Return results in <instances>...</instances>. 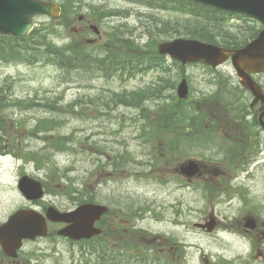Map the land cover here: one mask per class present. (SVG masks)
<instances>
[{
    "label": "rangeland",
    "instance_id": "obj_1",
    "mask_svg": "<svg viewBox=\"0 0 264 264\" xmlns=\"http://www.w3.org/2000/svg\"><path fill=\"white\" fill-rule=\"evenodd\" d=\"M53 1L67 6L70 21L69 26L57 23V33L50 36L58 45L86 43L85 39L98 38L91 31L83 37L74 36L82 34L80 30L86 23L81 22L79 16L92 19L101 29L103 38L90 46L93 51L105 44L106 32L119 25L123 30L133 31L137 42L150 46L183 35L159 33L158 22L182 15L170 7L150 5L142 0ZM100 12L103 17H98ZM33 20L36 28L47 26L51 21L45 15H37ZM224 23L238 35H242L248 25L258 28L261 25L238 15L225 16ZM2 42L5 46L12 44L27 49L20 57L0 55V92L5 98H0V118L3 120L0 150L11 149L10 155L0 157V181H4L0 183V223L18 208L28 205L17 186L20 176L27 172L43 179L48 189H54L46 194L43 202L60 210L76 207L75 198L70 194L74 187L89 190L87 197L95 196L97 202L111 205L120 213V218L131 220L130 226L142 228V238L138 236L142 239V251L145 249L146 255L159 259L153 262L140 256H127L134 254L127 243L120 249L117 259L111 261L112 251L109 249L104 253L100 240L95 244L77 243L55 236L26 243L23 256L30 258L31 264V258L38 260L36 264H264L259 251L264 250V245L254 246L248 237L235 236L242 237L235 222L241 215V205L236 197L220 196L218 202H213L205 198L198 181L181 187L169 178L172 175L163 177L168 174L162 168L163 164L152 161L148 153V149L154 148L161 156L172 140H179L183 151L179 161L188 158L184 157L185 132L162 130L157 124L161 118L159 111L162 116L165 104L180 102L169 96L176 95V85L174 87L172 83H178L186 75L192 93L188 102L178 106L185 116L198 112L203 107V102H199L201 97L212 88L206 81L209 72L205 65L190 64L181 69L180 64H174L166 57L164 71L152 68L132 78L121 79L117 75L106 78L102 73L66 70L57 63L48 62L42 53H32L28 39L0 35ZM5 46L4 50L7 49ZM220 70L238 81L232 66ZM160 76L172 85L168 86ZM161 83L165 84L164 96L147 95L133 105L121 103L115 97V93L148 89ZM17 100L25 106H15ZM38 126L41 128L37 129ZM153 126L158 130L153 131ZM198 143L199 140L193 138L189 152L192 158H202L214 151H203ZM18 153L22 159H17ZM120 155L125 160L117 164ZM149 161H152L151 165L147 164ZM131 206L138 210L130 213ZM210 214H214L217 225L211 230L200 227V223L210 222ZM227 228L234 235L224 231ZM110 241L115 242L114 239Z\"/></svg>",
    "mask_w": 264,
    "mask_h": 264
},
{
    "label": "water",
    "instance_id": "obj_2",
    "mask_svg": "<svg viewBox=\"0 0 264 264\" xmlns=\"http://www.w3.org/2000/svg\"><path fill=\"white\" fill-rule=\"evenodd\" d=\"M206 6H212L220 11L240 13L260 21L264 25V0H192ZM60 7L52 2L43 0H0V33L25 36L30 33L34 23L31 20L36 14H46L56 18ZM159 52L168 54L183 64L203 60L214 67L224 63L231 57L241 83L254 91L259 98L261 95L258 85L251 74L264 70V28L257 38L239 49H226L215 44L197 39L177 38L159 44ZM189 86L183 79L178 87L181 98L187 97ZM199 170L195 161H189L181 167V172L193 176ZM33 179L24 176L19 183L22 191L29 198L42 196L40 183L33 186ZM108 207L101 204L86 203L75 210L61 212L51 206L47 210V218L54 222L67 225L58 233L71 239L80 240L91 238L101 230L95 227V222L106 212ZM47 219L35 210H19L8 222L0 226V242L7 255L17 256L23 239H35L47 235Z\"/></svg>",
    "mask_w": 264,
    "mask_h": 264
},
{
    "label": "trees",
    "instance_id": "obj_3",
    "mask_svg": "<svg viewBox=\"0 0 264 264\" xmlns=\"http://www.w3.org/2000/svg\"><path fill=\"white\" fill-rule=\"evenodd\" d=\"M150 5H159L162 7H170L175 11L182 13L181 16H175L173 20L160 21L158 24L159 33L183 34L188 37L198 38L204 41L220 44L227 48H238L247 44L255 38L260 28L256 25H248L242 35L233 33L224 23L225 14L199 4H194L187 0H145ZM70 6V5H69ZM71 7V6H70ZM67 6L63 4V13L58 20H51L47 26L35 28L28 37L23 40H30L32 53H42L47 57L48 62H54L64 67L66 70H86L87 72H103L105 76L110 77L119 74L122 78L134 76L143 69H150L162 65L164 58L158 54L156 46H150L149 43L140 45L126 36L121 29H114L109 33L107 44L102 46V53H95L92 49H88L85 45H75L68 42L58 45L50 36L58 31V24L70 25L67 17ZM58 21V22H57ZM4 43H0L1 56L18 57L25 48L18 45L8 44L7 49H3ZM37 49V50H36ZM64 62V63H63ZM63 64V65H62ZM169 84V80L167 81ZM173 85L174 82H173ZM155 95L162 93L158 88ZM116 98L128 105L141 102L145 93L115 94ZM146 96V95H145ZM177 105L165 104L163 106L164 113L160 118L158 126L168 132H178L183 130V120L185 114ZM178 113V114H177ZM41 127H37L39 129ZM93 197L86 198L81 195L77 199L80 202L93 201ZM129 246L133 250L141 249L140 239L137 236H130ZM100 247L104 253H108L109 244L105 241V237L99 236ZM96 240V241H97ZM94 248L96 246H93ZM100 253V251H98ZM139 256H145L142 253H136ZM111 261L117 259V255L110 254ZM103 261V260H102Z\"/></svg>",
    "mask_w": 264,
    "mask_h": 264
},
{
    "label": "flooded vegetation",
    "instance_id": "obj_4",
    "mask_svg": "<svg viewBox=\"0 0 264 264\" xmlns=\"http://www.w3.org/2000/svg\"><path fill=\"white\" fill-rule=\"evenodd\" d=\"M213 72L219 73L220 70L215 69ZM255 77L264 91V73L255 75ZM232 90H239L232 81L229 86L221 85L219 88L221 92ZM245 93L246 96L240 98L246 100L248 109L245 107L242 111L230 113L222 110L219 100H213L209 106H206V116L202 117L204 129L200 134V147H203V151H216L223 150L224 145L226 157L223 161L214 164L213 160H208L206 157L208 154H205L206 156H203L200 162V182L206 199L220 196L237 198L243 214L236 226L242 229L253 243L261 246L264 245V103L254 102V95L247 91ZM235 98L239 99V97ZM229 114L235 115V118L230 117ZM191 130L192 125L189 119L186 126L187 142L191 141ZM209 146H217V148L213 149ZM186 152L188 153L187 150ZM8 154L10 152H7V149L6 152L5 150L0 151L2 158ZM188 182L191 180L188 179ZM44 188L46 191V186ZM26 207H34L42 212L47 209L42 200H29ZM247 219H252L248 226L246 225ZM109 221L112 224L116 223L117 217L110 218ZM58 226L51 224L50 228L57 229ZM1 251L0 247V264H31L30 258L23 256L24 248L19 251L18 258L1 254ZM260 253L264 259V252L261 249ZM31 259L32 264L38 261Z\"/></svg>",
    "mask_w": 264,
    "mask_h": 264
},
{
    "label": "bare ground",
    "instance_id": "obj_5",
    "mask_svg": "<svg viewBox=\"0 0 264 264\" xmlns=\"http://www.w3.org/2000/svg\"><path fill=\"white\" fill-rule=\"evenodd\" d=\"M121 26V25H120ZM64 63V62H63ZM63 65V64H62ZM109 262V261H108ZM104 263H106V262H104ZM111 263V262H110ZM127 263V262H126ZM130 263V262H129Z\"/></svg>",
    "mask_w": 264,
    "mask_h": 264
}]
</instances>
